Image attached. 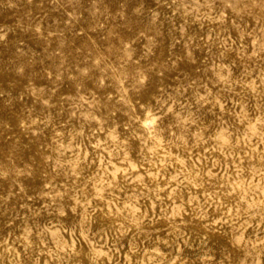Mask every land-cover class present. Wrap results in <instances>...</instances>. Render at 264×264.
Instances as JSON below:
<instances>
[{
    "label": "rangeland",
    "instance_id": "374dc122",
    "mask_svg": "<svg viewBox=\"0 0 264 264\" xmlns=\"http://www.w3.org/2000/svg\"><path fill=\"white\" fill-rule=\"evenodd\" d=\"M0 264H264V0H0Z\"/></svg>",
    "mask_w": 264,
    "mask_h": 264
},
{
    "label": "bare ground",
    "instance_id": "6f19581e",
    "mask_svg": "<svg viewBox=\"0 0 264 264\" xmlns=\"http://www.w3.org/2000/svg\"><path fill=\"white\" fill-rule=\"evenodd\" d=\"M15 69V68H14ZM13 112V111H12ZM22 112V111H21ZM14 116V115H13ZM10 119V118H9ZM146 119V118H145ZM125 126V125H124ZM100 142V141H99ZM78 159V158H77ZM66 175V174H65ZM46 186V185H45ZM4 187V186H3ZM109 209V208H108ZM121 210V209H120Z\"/></svg>",
    "mask_w": 264,
    "mask_h": 264
}]
</instances>
